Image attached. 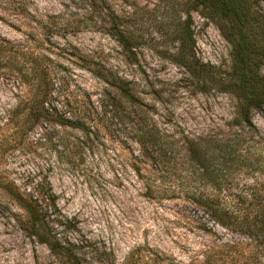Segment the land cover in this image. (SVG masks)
<instances>
[{"label":"rangeland","instance_id":"374dc122","mask_svg":"<svg viewBox=\"0 0 264 264\" xmlns=\"http://www.w3.org/2000/svg\"><path fill=\"white\" fill-rule=\"evenodd\" d=\"M242 2L264 42V0ZM212 14L197 0H0V125L7 122L0 130V180L25 192L43 178L51 181L56 229L76 245L78 264H123L130 254L133 264H264L261 247L254 257L246 234L221 226L188 198L147 196L134 173L137 146L113 124L15 131L30 95L18 67L37 62L51 68L50 103L58 115H68L69 106L98 108L106 92L126 87L133 101L119 92L124 105L150 113L167 133L228 137L237 100L213 80L233 79L235 46L228 37L238 34ZM252 121L263 149L264 114L253 112ZM59 130L69 142L64 152ZM259 158L249 174L227 176L234 194L254 182L264 193ZM174 179L177 188L197 185L188 176ZM2 187L0 264H54L49 249L19 227L13 213L21 209Z\"/></svg>","mask_w":264,"mask_h":264},{"label":"trees","instance_id":"16d2710c","mask_svg":"<svg viewBox=\"0 0 264 264\" xmlns=\"http://www.w3.org/2000/svg\"><path fill=\"white\" fill-rule=\"evenodd\" d=\"M197 1L213 13L211 17L216 14L229 20L238 34V39L228 37L235 46L231 67L233 79L228 82L213 80L216 85L228 86L237 100L232 120L234 129L228 137L206 141L200 135L184 133L183 130H179L180 136L167 133L150 113H141L135 107L129 109L124 105L121 95L133 101V95L126 87L106 92L98 108L94 105L82 108L69 106L68 115H58L50 103L55 92L51 68L46 63L37 62L18 67L22 81L30 85V95L25 100L26 110H21L23 115L15 131L22 135L37 124L44 130L50 125L56 131L58 125L65 126L64 131L67 126L84 130L90 124L109 122L118 133H124L137 146L133 157L134 173L147 196L156 199L188 198L221 226L246 234L250 238L254 257L262 252L260 247L264 255V193L259 192L256 182L237 194L233 193L229 184H225L227 176L234 171V178H241L258 167L260 154L264 157V145L263 149L256 147L262 138L252 121L253 112L264 114V74L259 73V68L264 66V42H258L259 35L249 23L252 22L251 16L244 14L241 8L242 0ZM6 124L0 125V130ZM64 131L59 130L62 133L58 132L56 138L61 152L69 150ZM182 175L190 177L197 185L177 188L174 178H181ZM0 183L8 200L21 209L13 215L26 236L44 244L54 256V264L57 260L64 264L71 261L78 264L80 257L76 245L61 239L56 229L59 222L55 218L58 214L57 196L51 181L43 178L34 183L28 192L4 177ZM231 197L237 201L231 203ZM130 256L123 264H133Z\"/></svg>","mask_w":264,"mask_h":264}]
</instances>
